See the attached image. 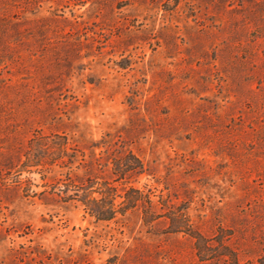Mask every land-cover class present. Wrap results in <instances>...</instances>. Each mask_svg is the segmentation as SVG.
I'll use <instances>...</instances> for the list:
<instances>
[{
	"label": "rangeland",
	"instance_id": "374dc122",
	"mask_svg": "<svg viewBox=\"0 0 264 264\" xmlns=\"http://www.w3.org/2000/svg\"><path fill=\"white\" fill-rule=\"evenodd\" d=\"M65 136L84 164L51 161ZM107 147L143 160L145 202L98 221L58 192L109 179ZM226 247L264 248V0H0V264H228Z\"/></svg>",
	"mask_w": 264,
	"mask_h": 264
},
{
	"label": "trees",
	"instance_id": "16d2710c",
	"mask_svg": "<svg viewBox=\"0 0 264 264\" xmlns=\"http://www.w3.org/2000/svg\"><path fill=\"white\" fill-rule=\"evenodd\" d=\"M63 138L66 141L62 145L48 148L51 153V161L54 164H62L61 166H68L69 168H72L75 162H79L80 165L84 164L85 158H79L77 154L81 153V156H85L84 151L77 145H70L71 143L66 136ZM103 152L107 154L105 160L102 156H96L95 148L93 151L95 155L94 161L100 168L107 167L111 176L109 179L94 175L93 178L87 179V183L76 184L77 180L74 181L69 177L59 189L58 195L65 202L81 203L85 212L96 220L110 221L115 219L119 213L125 214L128 209L136 207L140 202H145L144 197H142L143 191L131 184L130 179L133 176L142 174L146 168L143 160L132 151L121 153L114 150L112 152L110 147H107ZM119 181H121V185L115 183ZM133 192L140 195L132 196ZM148 201L155 205L150 197ZM157 216L158 214L156 213L154 219ZM188 226L190 225H180L175 231L188 230L196 239L198 251H201L202 247L206 246L205 237L196 230L188 229ZM227 250L228 248L226 247ZM227 252L229 259L225 262L228 264H264V248L259 254L257 261L248 260L243 263L239 261L235 251Z\"/></svg>",
	"mask_w": 264,
	"mask_h": 264
}]
</instances>
